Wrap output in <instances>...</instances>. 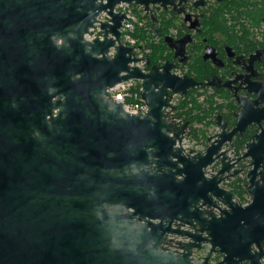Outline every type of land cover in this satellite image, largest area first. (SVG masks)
Listing matches in <instances>:
<instances>
[{
	"label": "water",
	"instance_id": "95a60500",
	"mask_svg": "<svg viewBox=\"0 0 264 264\" xmlns=\"http://www.w3.org/2000/svg\"><path fill=\"white\" fill-rule=\"evenodd\" d=\"M188 2L205 4L0 0V264H194L207 248L222 258L202 264H261L264 154L239 158L252 165L243 206L221 187L241 172L220 152L233 134L222 117L221 133L192 155L180 146L189 122L177 125L164 110L172 95L213 83L178 76L169 61H148L147 73L132 67L138 59L120 39L125 16L113 12L126 3L186 21ZM102 12L110 17L102 38L86 41ZM132 79L141 81L143 114L125 112L108 93ZM245 118L241 109L237 126ZM216 160L217 173L206 176ZM168 235L182 239L176 248Z\"/></svg>",
	"mask_w": 264,
	"mask_h": 264
},
{
	"label": "flooded vegetation",
	"instance_id": "af4514ba",
	"mask_svg": "<svg viewBox=\"0 0 264 264\" xmlns=\"http://www.w3.org/2000/svg\"><path fill=\"white\" fill-rule=\"evenodd\" d=\"M204 1L202 7H194L192 2L183 6L191 18L185 21L178 16L175 29L170 31L174 41L167 45L166 61L175 65L174 70L182 71V75H188L198 83H213L210 87L200 86L195 89L200 93L215 95L214 101L221 108L216 111L213 124H198V131L203 143H209V137L213 136L215 139L221 133L216 120L219 115L222 117L227 125V132L233 134L221 150L231 154V158L235 159V170H241L238 175L228 179L229 191L234 194L235 200L247 198L251 202L247 190L251 159L249 156L239 158L246 152L258 159L264 154V0H249L248 6L239 9L245 12L243 17L236 12V7H232V14H226L227 18L232 19L231 25L215 30L204 25L203 19L211 11H227L224 3L230 0ZM152 11V18L157 21V26L161 23L162 13L172 12L156 8ZM242 23L245 25H240ZM181 39L184 41L179 42ZM241 109L246 123L237 126ZM202 134L206 136L205 139ZM259 161L256 180H261L260 173L264 177V158ZM238 189L244 191L242 198L236 193ZM262 248L264 250V245ZM254 249L255 246L252 245V251ZM208 251L209 248L198 252L202 256V263L207 256L211 263L221 260V255H209ZM260 263L264 264V258Z\"/></svg>",
	"mask_w": 264,
	"mask_h": 264
},
{
	"label": "built area",
	"instance_id": "2783aa9c",
	"mask_svg": "<svg viewBox=\"0 0 264 264\" xmlns=\"http://www.w3.org/2000/svg\"><path fill=\"white\" fill-rule=\"evenodd\" d=\"M113 12L120 13L125 16L121 28L119 29L121 33L120 39L122 44L133 49L135 57L138 59L137 63H131L130 65L132 67H138L144 73H147L149 71L148 56L152 52V41L154 40L153 35L147 32L146 18L148 17V14L141 7L128 5L126 3H120L116 5ZM109 22L110 17L107 15L106 12H102L97 17V22L94 24V27L90 29V34L85 35V40L93 41L95 38L101 39L102 31L100 28V24ZM142 30L146 31L145 37H142L141 34L138 33ZM150 36H152L153 38L150 39ZM114 53L115 48H111L110 54L112 55ZM173 72L179 76L183 74L182 71L177 69ZM141 90V81L132 79L117 84L114 88L109 89L108 93L111 97V100L122 104L123 110L125 112L133 115H139L145 113L148 109L147 105L141 97ZM181 98V95H172L169 103L170 106L164 108L166 112L170 113V115L173 117L174 122L177 125H182L185 122L181 117L177 116V107ZM200 99L202 100V97H200ZM193 128L198 129V124H194ZM198 138L192 134V127H188L180 144L185 154L190 153V151H192V155L199 152H205L209 143H203L201 137ZM222 151H224V149L220 152ZM227 156L230 158L232 157L229 153H227ZM219 168L220 163L218 160H216L213 164H211L205 169L206 176H212L216 174ZM221 187L226 190H230L229 181L227 180L226 182L222 183ZM249 202L250 200L247 198H244L242 200L243 205H247L249 204ZM181 229L189 231L191 230L190 227L187 225L182 226ZM167 238L171 241V243L168 245L171 248H176L175 241L182 240L176 235H168ZM193 258L194 264H202V256H200L198 252H195L193 254Z\"/></svg>",
	"mask_w": 264,
	"mask_h": 264
},
{
	"label": "trees",
	"instance_id": "16d2710c",
	"mask_svg": "<svg viewBox=\"0 0 264 264\" xmlns=\"http://www.w3.org/2000/svg\"><path fill=\"white\" fill-rule=\"evenodd\" d=\"M248 1L249 0H230L229 2L226 1L224 3V6H226L227 11L209 12L204 17L203 24L209 25L210 30L228 28L226 25H231L232 19L227 18L226 14H232V7H236V12L239 14V16L243 17L245 15V12L239 11V9L248 6ZM149 16L150 15L148 14V17L146 18L147 32L151 33L154 38H157L158 43L152 45V52L148 56V61L150 63V66H158L167 59L166 54L168 51V42L165 40V38L167 36L172 37L170 31L175 29L178 16L173 12L162 13L161 23L159 24V26H157V21H154L155 18ZM240 25L245 24L242 23ZM138 33H140L142 37H145L146 31L142 30ZM214 96L215 95L213 94H208L207 92L200 93L199 91L193 89L189 91L186 96H182L179 101V105L177 107V116L181 117L185 122H189V126L192 127V134L196 137H200V133L198 129L193 128V125L205 123L206 126H210L214 122L213 119L215 118L216 111L221 109L216 105ZM200 97H203L202 100L200 99ZM201 136L203 139H205L206 137L204 134H202ZM236 193L242 198L244 191L238 189Z\"/></svg>",
	"mask_w": 264,
	"mask_h": 264
},
{
	"label": "rangeland",
	"instance_id": "374dc122",
	"mask_svg": "<svg viewBox=\"0 0 264 264\" xmlns=\"http://www.w3.org/2000/svg\"><path fill=\"white\" fill-rule=\"evenodd\" d=\"M171 32H173V30H172ZM149 38L152 39L153 37L150 36ZM157 43H158V39H157V38H154V40L152 41V45H153V44H157ZM195 125H197V124H195ZM189 127H190V126H189ZM197 138H198V137H197ZM198 139H200V138H198Z\"/></svg>",
	"mask_w": 264,
	"mask_h": 264
},
{
	"label": "bare ground",
	"instance_id": "6f19581e",
	"mask_svg": "<svg viewBox=\"0 0 264 264\" xmlns=\"http://www.w3.org/2000/svg\"><path fill=\"white\" fill-rule=\"evenodd\" d=\"M163 64H164V63H163ZM163 64H162V65H163ZM173 71H174V70H173ZM173 73H174V72H173ZM178 76H179V75H178ZM181 76H182V75H181ZM184 123H185V122H184ZM228 191H229V190H228ZM234 200H235V199H234ZM235 201L238 202L237 200H235ZM238 203L241 204V205H243L241 201H239ZM247 205H248V204H247ZM243 206H245V205H243Z\"/></svg>",
	"mask_w": 264,
	"mask_h": 264
}]
</instances>
